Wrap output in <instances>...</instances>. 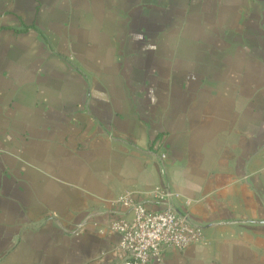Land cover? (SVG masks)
Here are the masks:
<instances>
[{"label": "crops", "instance_id": "crops-1", "mask_svg": "<svg viewBox=\"0 0 264 264\" xmlns=\"http://www.w3.org/2000/svg\"><path fill=\"white\" fill-rule=\"evenodd\" d=\"M161 185L162 264H264V0H0V264H111Z\"/></svg>", "mask_w": 264, "mask_h": 264}, {"label": "built area", "instance_id": "built-area-1", "mask_svg": "<svg viewBox=\"0 0 264 264\" xmlns=\"http://www.w3.org/2000/svg\"><path fill=\"white\" fill-rule=\"evenodd\" d=\"M164 161L165 154H160ZM165 169L162 174L165 176ZM160 208L152 210L131 192L119 195L117 203L123 209L121 216L109 224L111 232L119 236L117 258L111 264H162L164 255L171 248L185 249L205 243L202 225L181 215L174 206L176 193L161 185L152 192ZM85 222L78 225L83 231Z\"/></svg>", "mask_w": 264, "mask_h": 264}, {"label": "water", "instance_id": "water-1", "mask_svg": "<svg viewBox=\"0 0 264 264\" xmlns=\"http://www.w3.org/2000/svg\"><path fill=\"white\" fill-rule=\"evenodd\" d=\"M253 223H264V221H253Z\"/></svg>", "mask_w": 264, "mask_h": 264}]
</instances>
